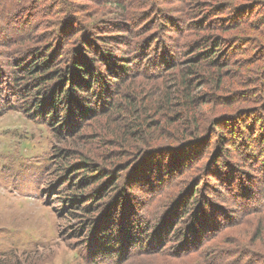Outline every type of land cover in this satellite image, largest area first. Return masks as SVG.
<instances>
[{"label": "rangeland", "instance_id": "1", "mask_svg": "<svg viewBox=\"0 0 264 264\" xmlns=\"http://www.w3.org/2000/svg\"><path fill=\"white\" fill-rule=\"evenodd\" d=\"M209 22H216L218 27L200 30ZM197 32L226 38L228 55L232 57L221 91L214 90L213 85H205L196 91L200 95L205 93L204 98L207 96L208 101L195 116L205 121L208 134L217 119L226 120L228 129L225 128L224 132L230 130L225 135L230 142L226 146L230 152L214 166V154L221 146L215 134L209 141L208 150L207 142L199 141L198 147L185 151L181 157L184 161L177 167L168 161L167 148L147 154L133 170L130 167L123 174L128 181L135 177L136 182L130 187L134 189L131 198L120 205H113L114 199L105 211V219L113 223V235L116 236L123 232V226L138 227L137 222L151 225L157 218L172 221L176 213L184 211L186 201L196 192L201 203L223 210L220 231L205 243L201 252L194 253L186 262L178 259L179 256L167 258L163 254H151L140 259H131L130 256L122 264H206L204 251H223L235 246L240 248L234 257L239 258L235 264H251L252 261L245 257L249 250H252L251 256L257 258L255 264H264L262 197L260 203L252 206L242 204L240 207V201L237 202V197L245 191L244 187L249 188V185L254 187V192L264 195V167L247 166L243 159L256 154L264 164V0H0V63L6 66L5 74L11 73L16 66L17 61L13 58L16 55L17 58L27 56L31 59L48 56L54 60V68L65 66V61L68 62V58L72 61L76 54H69L70 50H82L84 38H92L101 46H110L116 56H125L129 65L126 81L109 95L107 102L110 105L94 99V110L88 112L90 115L79 119L73 114L69 124L61 116L57 117L60 120L56 123H47L46 113H38L39 108L33 103L37 87L29 85L32 75H27L23 69L17 70H21L20 78L14 81L18 91H13L11 83L7 90L2 87L0 264H94L85 256L91 250L86 241L88 231L75 233L83 224L81 218L72 212L81 217L85 215L76 208L93 203L88 194L94 192L97 185L87 187L86 191L76 185L72 189V184L91 173L82 165H78L80 169L74 172L67 173L64 168L69 166V161H78L81 154L87 157V162L109 165L111 156L119 153L120 157L121 151L128 154L137 151L140 144L135 139L128 136V141H122L111 133L114 128L118 127L116 131H119V127L124 126L127 122L124 118H132L127 116L131 114L128 96L148 101L154 94L155 104L145 112V103L142 116H152L155 128L164 130L160 135H150V139L158 144L174 141L175 134L179 133L170 122L174 114L160 98L162 92L170 91L168 89L173 86V76L169 71L162 73L151 68L148 60L157 58L155 55L164 46H169L174 54L179 53L186 48L187 40L197 38ZM150 40H154L152 44ZM157 48L158 53L154 51ZM118 82L113 81L111 85ZM116 91L119 93L115 94ZM71 96L76 102L71 103V108H75L74 104L78 105L80 98ZM248 133L253 137V144L249 146L244 140V134ZM59 149L66 155H60ZM156 154L161 158L160 164L154 161L151 166L154 170L147 168L145 173L136 175L142 162L148 163ZM213 167L225 176L221 179L225 183L220 181L218 173L212 172ZM231 171L235 178L230 182ZM65 174L68 177L63 176ZM152 180L154 183L150 184ZM228 182L230 187L226 185ZM201 208L205 209L200 206L193 215V210L187 212V209L186 216L176 218L178 221L173 225V232L167 235L169 243L166 247H171L170 240L176 244L175 230L188 233L192 219L200 217ZM120 217L126 220L122 227L119 226L122 222L117 223ZM227 238L234 240L232 245L222 240ZM94 249L92 247V251Z\"/></svg>", "mask_w": 264, "mask_h": 264}, {"label": "trees", "instance_id": "2", "mask_svg": "<svg viewBox=\"0 0 264 264\" xmlns=\"http://www.w3.org/2000/svg\"><path fill=\"white\" fill-rule=\"evenodd\" d=\"M197 27L200 28V26ZM204 27L205 28L201 26L200 30H213L218 26L216 22H209ZM199 33L200 32H197L196 35ZM196 37L195 39L187 40L186 42L188 44L186 48L179 50L177 54L172 53V50H169V46L166 48L162 46L163 50H160L159 54L155 53L158 55H155L157 58L148 60L150 61L148 65L151 68L162 71V73H164V70L169 71V75L173 76L171 77L173 86L168 89L170 91L165 93L162 92L160 95L161 102L165 103L174 114L173 118L170 120L171 124L175 125H172V128L175 127V129L179 131L178 134H175L176 137L172 143L158 144L152 142L150 139V135H154L155 133L160 135V132L164 130L162 127L155 128L156 123L151 119L152 116H142V106L146 103L147 105L144 106L145 112L149 111L151 105L153 106V104H155V95L153 94L148 101L147 99L145 101H140L136 98L134 99L132 96H128L127 98L130 104L129 111H131V114L127 116L132 118L130 120H125L124 118V121H127L126 123L124 122V126L119 127V131H116L118 127L114 128L111 133L114 138H120L122 141H128L127 137L130 136L131 139L136 140L137 144H140V148L137 147V151L134 150L129 152L130 154L126 151H121L123 154L120 157H118L119 153L115 156H111L112 162L109 165L87 162V157L83 154H81L78 161H73L72 163L69 161V166L67 167H65L67 161L63 163V168L65 167L64 169L67 173L80 169V165H82L87 172L91 173L86 174V178L81 179L77 184H72V189L75 187L74 185H76L80 190L83 189L86 191L87 187L94 186L95 184L97 185L94 192L88 194V197L91 195L90 198L93 199V203L87 207L80 206L76 208L82 210L85 215L81 217L79 213L72 212L74 216L81 218L80 222L83 224L75 233L88 231V238L86 241L88 242L87 246L91 250L90 253L88 252L85 256L89 258H86L88 261H93L94 264H122L125 262L124 260L130 256L131 259H140L143 256L145 257L151 254H163L167 258L179 256L180 258L178 259H182L186 262L194 253L198 251L201 252L205 243L221 229L219 227L222 223L221 213L223 210L214 209V207L212 208V206L208 205L206 202L201 203L197 198L196 192L193 193L190 200L186 201L184 211L180 214L176 213V218L179 219L184 216L187 209V212L193 210V212H191L192 215L198 211L200 206L205 209L203 210L201 208L200 217H194L192 219L188 233H179L178 230H175L174 239L176 238L177 242L173 245L170 240V248L166 247V245L169 243V232H173V225H176L178 221L176 218L172 221L170 218H163L162 220L157 218L158 220L156 219L155 224L152 223L151 225L146 222L140 224L137 222L139 220H137L136 225L138 227H125L123 224H126V220L124 217H120L119 221H117L118 224L122 222L119 224L120 227L123 226V232L120 233V236L113 235L114 225H111L113 223L105 219L107 213H105V211L110 207V203L114 199V203L112 202L113 205H120L121 202L126 204V201L131 198L134 189L130 187H132L131 184L136 182L134 180L135 177L133 180L128 181L126 178H123V174H125L130 167L133 170L136 165L140 163L139 160H142L147 154H151L162 148H167V150H169L167 152V154H169L168 161H171V166L174 165L177 167L178 164L184 161H182L181 157L186 154L185 151L189 148L198 147L199 141H206V145L208 144L206 150H208L210 148L209 141H211L215 134L219 137L221 146L218 147L216 154H214V166L219 163L221 158H224L228 155V152H230V149L226 148L227 145H230L227 139L228 136H225L230 130L229 132H224L225 128L228 129V124L225 122L226 120L223 122L222 119H217V122L213 123L214 126L212 127L211 134H208L205 128V121L202 122L195 118L199 111L198 109L201 106L203 107L202 104L205 105L208 101L207 96L204 98V95H206L205 93L200 95L196 94V91L204 88L205 85H213V89L217 92L222 90L226 79L225 71L230 67L229 65L232 59V57L228 55L227 39L221 35L210 34H199ZM153 41L154 40H150V43L152 44ZM77 43L80 45V41ZM83 44L84 45H81V51L80 48L73 51L70 50V53L68 51L69 54H71V52L74 54L76 53V56H73L74 58L72 61L70 58H68V62L64 60L66 65L60 68H54V60L48 56L46 58L43 56L41 59H31L27 56L20 55V57L17 58L18 55H16L13 58L17 61V64L12 68L13 70L9 74H5L4 68L6 66L0 63V94L4 92L2 87H4V90H7V86L10 83L13 85L11 86L13 91H18L19 88L15 85L16 83L14 81H18L20 78L19 72L23 69L24 73L32 75L29 85H36L37 87V89H34L35 95L33 97V103L35 108H39L38 113H46V117L49 118V120L46 118V120H48L47 123H50L49 121L56 123V121L60 120L57 119L58 116H61L66 124H69V122L72 123L70 116H73V114L79 119L89 116L90 114L88 112L94 110L92 105L94 99L100 101V103L105 102L109 104L110 102H107L109 101V95L115 92L114 90L117 89V86L126 81L129 66L125 61L126 57L116 56L117 54L110 46H101L92 38H84ZM154 51L158 53L159 49L157 48V50L155 49ZM151 55H153V52ZM10 65L11 64H8L7 66ZM18 69L21 70L17 71ZM35 71L39 73L35 74ZM120 72L121 76L118 77ZM116 80L119 82L118 84L116 83V85H114L116 87H114L111 84ZM67 88L69 89L67 90ZM10 92L12 93L11 90ZM118 93L119 92L116 91L115 94ZM70 94L80 98V103L78 105L74 104L75 108H71V103L75 101L71 99L72 96ZM29 103L31 104L32 102L29 101ZM138 107H140V109H138ZM102 112H104V110ZM222 117L223 116L219 118ZM244 135L246 145L249 146L253 144V137H250L249 133ZM129 145L136 144L130 143ZM141 145L144 146L142 147ZM58 152L62 156L66 155V152L62 149H59ZM161 152L159 153L161 154ZM157 155L159 154L150 158L148 163L142 162L140 167H138L136 175L145 173L147 168L151 170L154 161L160 164L159 159L161 158ZM128 156L130 157L126 160L127 162L124 161ZM115 158H118V160H115ZM196 159L198 160V158ZM243 159L246 161L245 165L247 166L256 167L255 169H259L260 165L264 167V164H261L262 160L259 155H247ZM150 163H152V165H149ZM203 170L207 172L205 167ZM216 171V168L213 167L212 172L214 174L218 173L217 176L220 177V181L225 183V181L221 180L224 179L225 176ZM63 176L68 177L66 174ZM158 176L159 175H157V177ZM151 177L152 176L149 178ZM229 177L230 182L232 181L231 179L235 178L232 171ZM247 178L250 179V175H247ZM120 179H122V181H120ZM136 179L139 178L136 177ZM244 182L246 183V181ZM152 183H154L153 180L150 184ZM226 185L228 187L231 186L229 182ZM196 189L197 188H194V191H196ZM253 189L254 187L252 185H249V188L244 187L245 191L237 197V202L240 201L238 202L240 203V207L242 204L252 206L254 203L259 202L261 197L262 203H264V195L260 192H254ZM179 196L181 197V195ZM79 197L81 198L82 194L79 195ZM75 199L76 202H78L79 199ZM73 201L75 202V200ZM127 205H129V208L132 206L130 205V201H128ZM214 210L216 211L214 212ZM195 237H197V239H195ZM222 240L230 245H232L234 241L229 240V238ZM137 246L140 248L139 250L134 249ZM92 247H95L94 251H92ZM238 249L240 248L235 246V248L230 247L223 251H204V261L206 264H235L236 260L237 262L239 261L238 256L234 259L236 253L238 254ZM251 251H247V256L245 257L252 261L251 264H255L256 262H254V260L257 258L251 256L253 254ZM231 259L233 262H231ZM199 261L200 260H198V262ZM241 262L242 260L240 263Z\"/></svg>", "mask_w": 264, "mask_h": 264}]
</instances>
